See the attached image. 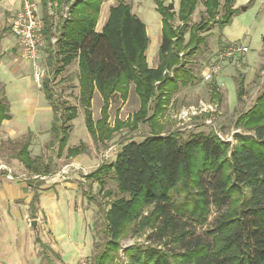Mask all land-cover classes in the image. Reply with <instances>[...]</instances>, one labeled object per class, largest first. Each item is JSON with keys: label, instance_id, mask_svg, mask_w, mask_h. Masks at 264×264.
I'll use <instances>...</instances> for the list:
<instances>
[{"label": "trees", "instance_id": "1", "mask_svg": "<svg viewBox=\"0 0 264 264\" xmlns=\"http://www.w3.org/2000/svg\"><path fill=\"white\" fill-rule=\"evenodd\" d=\"M104 1L76 0L53 44L52 17H43L50 50L42 88L53 111L50 133L57 157L65 150L68 158L87 150L83 143L67 147L78 108L60 101L53 85L74 61L78 62L85 124L94 142L107 143L125 125L116 117L112 126L109 111L113 97L120 95L125 100L131 84L141 106L128 123L133 128L142 123L152 127L150 135L125 142L115 160L102 162L85 175L103 190L105 177L112 173L122 194L104 210V239L99 251L95 241L93 260L88 264H264V91L235 120L237 129L251 134H236L234 144L222 140L214 130L194 128L183 139L181 132L163 131L165 125L159 122L180 87L195 83L188 60L205 43L211 24L222 28L231 21L238 11L236 0H225L223 6L220 0H200L204 9L196 23L192 16L199 0H180L177 11L169 10L164 0H155L162 17L160 62L155 68L147 60L150 38L146 24L125 0L110 7L107 21L97 31ZM217 87L214 83L211 91L220 104L223 95ZM96 92L103 101L97 120L92 111ZM3 93L4 86H0V128L11 118L10 103ZM30 145L28 138L15 153L24 168L42 176L55 173L53 160L33 158ZM37 188L33 205L39 201ZM212 205L225 210L206 230V240L196 229L206 225ZM147 232L148 241L156 236L164 245L128 246L124 249L126 260H117L124 237ZM170 242L176 243L178 250L168 247Z\"/></svg>", "mask_w": 264, "mask_h": 264}, {"label": "rangeland", "instance_id": "2", "mask_svg": "<svg viewBox=\"0 0 264 264\" xmlns=\"http://www.w3.org/2000/svg\"><path fill=\"white\" fill-rule=\"evenodd\" d=\"M40 1L41 14H45L53 18V29L50 35L51 43L55 42L52 36H59L62 23L70 17L65 16V0H47V5L44 7L43 0ZM76 0H69V11L71 5ZM117 0H115L116 3ZM129 3L137 15L145 22L150 32V44L147 49L150 64H159V45L162 40V17L157 10L155 0H125ZM221 6L225 0H220ZM173 3L174 9L178 10L180 0H165L168 7ZM106 4V2H105ZM246 8L243 10V8ZM235 8L238 11L232 17L231 21L219 27L213 23L210 26L209 35L205 43L200 46L196 54L189 58L188 67L195 74V83L185 87H180L179 91L174 94L171 103L167 106L160 117V124L165 125L166 133L181 132L182 138L188 137L191 130L183 128L178 124V119L174 117L183 105L196 103L199 99L215 100L212 96V85L217 84V88L223 95L220 107L221 113L211 115L213 123L206 124L204 119L195 121V131L210 132L217 130L222 140L229 141L232 144L236 142V134H251L244 129L235 127V120L238 115L248 110L254 103L257 97L264 91V0H236ZM106 9V5L105 8ZM204 3L199 0V4L192 16V23L199 22L203 13ZM172 11V10H171ZM103 15V14H102ZM4 22L1 20V28ZM7 27V26H6ZM10 29V28H9ZM11 32V31H10ZM5 44H8L11 54L6 53L0 59V86H4L5 95L11 104V114L15 118V124L20 125L17 129V134L12 138H7V133H0V163L13 168L14 172H29L24 168L23 164L15 157L16 150L19 144H23L28 138L31 139L30 153L33 158H38L41 161L48 162L53 160L55 171L59 170L62 165L71 162V158L66 157L67 152L63 157H57V146L51 144V133L48 126L51 125V120H48L49 112L47 108L50 106L45 97L43 88H39L33 79V67L29 61H25L19 54V46L13 35L7 32ZM205 34V33H204ZM190 35H185V42L188 43ZM232 43H238L248 48L245 53H239L234 58L222 59V55L227 46ZM50 44L48 38L45 37V44L42 47V60L46 65L48 47ZM4 46V43H3ZM0 42V53L2 52ZM183 53H181L182 55ZM13 58L17 61L14 63ZM218 63L220 66L219 72L211 81H205L203 74L208 70L212 63ZM17 66V67H16ZM47 66V65H46ZM242 82V83H241ZM56 97L60 101H66L70 105L77 106L78 115L72 121V128L68 138L67 147L79 146L81 143L87 146L86 152L90 164L87 165V171H92L103 162L110 163L116 159L117 153L122 148L123 144L130 140L141 141L146 136L150 135L152 127L149 123H142L138 128L131 127L128 123L132 121V116L139 110L140 101L134 92V85L131 84L129 94L125 100L120 95L113 97L110 106V124L114 126L116 117L125 125L118 130L114 137L107 143L94 142L91 135L87 131L85 124L84 108L80 101V88L78 81V63L74 61L69 65L64 72L58 75L53 81ZM244 90V92H243ZM38 96L39 100L33 101L31 96ZM102 98L99 94L93 99L92 111L94 119L97 120L101 115ZM151 113L153 112L151 105ZM35 113L36 118L32 121L30 114ZM51 115V114H50ZM41 122V123H40ZM40 123V125H39ZM35 128V131H30L29 127ZM192 129V128H191ZM193 131V130H192ZM108 151L107 157H104ZM85 154V153H84ZM86 157V156H85ZM16 169H15V168ZM6 170H1L3 172ZM49 181L48 179L44 182ZM86 194L93 197L91 203L95 210V219L93 230L94 238L98 244L97 251L100 250L104 239V210L108 207L111 200L116 199L122 194L117 188V182L112 173H108L105 177V186L101 187L96 182L86 184ZM225 210V207L211 206L208 215V221L204 227L196 229V234H199L203 239H208L206 230L212 228L216 223L217 217ZM149 232L144 235H129L124 237L120 242V251L118 261L126 260L124 249L135 244L148 245L149 243L164 245V240L158 241L156 236H153L149 241ZM168 247L178 250L176 243L170 242ZM92 259H88L91 262Z\"/></svg>", "mask_w": 264, "mask_h": 264}, {"label": "crops", "instance_id": "3", "mask_svg": "<svg viewBox=\"0 0 264 264\" xmlns=\"http://www.w3.org/2000/svg\"><path fill=\"white\" fill-rule=\"evenodd\" d=\"M68 2L69 0H65V3ZM114 4L115 0L103 2L97 31L102 30L108 19L110 7ZM21 5L22 0H0V42L3 50L0 55L12 53L8 44H5V37L8 36L7 32L11 34L9 29L11 18ZM132 12L137 15L133 8ZM1 20L4 22L3 28ZM146 27L150 38L148 26ZM52 38L57 40L55 35ZM19 54L21 56L20 51ZM3 56H0V59ZM22 59L25 60L23 57ZM13 60L14 63L17 62L15 58ZM147 60L150 67L158 66L150 64L148 55ZM96 94L99 93L96 92L94 97ZM38 98L34 95L30 97L34 102L39 100ZM47 112L51 116L48 120H51L52 125L51 106L47 108ZM30 116L32 121L36 118L35 113ZM51 125L48 126L49 129ZM34 127H29L30 131H35ZM19 128L20 125L15 124V118L11 114L10 119L3 121L0 133H7V138H12ZM88 154L89 152H85L71 158V162L62 165L49 176L47 182L23 180L18 176L10 179L7 172L0 173V260L3 264H77L80 258L92 259L95 243L93 230L95 210L89 203L86 184L95 181L87 179L85 175L95 169L87 171V165L90 164V160H87ZM64 167L66 172L55 175ZM37 186L39 201L33 205ZM33 219L38 220V231L31 226Z\"/></svg>", "mask_w": 264, "mask_h": 264}, {"label": "built area", "instance_id": "4", "mask_svg": "<svg viewBox=\"0 0 264 264\" xmlns=\"http://www.w3.org/2000/svg\"><path fill=\"white\" fill-rule=\"evenodd\" d=\"M65 16L69 15L68 3L65 4ZM45 22L41 14V6L39 0H22L21 7L14 13L10 21V31L15 37L19 46L21 56L32 64L33 79L39 88L43 87L44 79L47 76V66L42 60L41 50L45 44L44 36ZM248 51L246 46L238 43H232L227 46L222 55V59L234 58L239 53ZM220 66L218 63H212L208 70L203 74L205 81H211L219 72ZM221 113V107L218 102L213 100L199 99L194 104L183 105L174 117L178 119V124L183 128L191 129L196 127L195 121L197 119H204V123L212 124L211 115ZM222 139L221 134L214 130ZM108 151L105 152L104 157H107ZM6 170L7 176L14 179L16 176L23 180H46L49 176H42L38 174H28L25 172H14L15 170L4 163H0V171ZM66 167L56 173L61 175L66 172ZM0 264H3L0 260ZM77 264H88L86 258H80Z\"/></svg>", "mask_w": 264, "mask_h": 264}, {"label": "water", "instance_id": "5", "mask_svg": "<svg viewBox=\"0 0 264 264\" xmlns=\"http://www.w3.org/2000/svg\"><path fill=\"white\" fill-rule=\"evenodd\" d=\"M174 4L173 3H170L168 8L169 10H173L174 9ZM246 8L244 7L243 10H245ZM263 41H264V38H263ZM31 226L36 230L38 231V220L37 219H33L31 220Z\"/></svg>", "mask_w": 264, "mask_h": 264}]
</instances>
